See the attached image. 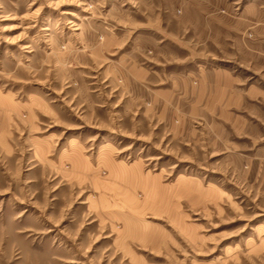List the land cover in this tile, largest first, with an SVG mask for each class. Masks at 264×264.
I'll list each match as a JSON object with an SVG mask.
<instances>
[{"label": "rangeland", "instance_id": "1", "mask_svg": "<svg viewBox=\"0 0 264 264\" xmlns=\"http://www.w3.org/2000/svg\"><path fill=\"white\" fill-rule=\"evenodd\" d=\"M0 264H264V0H0Z\"/></svg>", "mask_w": 264, "mask_h": 264}, {"label": "crops", "instance_id": "2", "mask_svg": "<svg viewBox=\"0 0 264 264\" xmlns=\"http://www.w3.org/2000/svg\"><path fill=\"white\" fill-rule=\"evenodd\" d=\"M197 75L195 85L190 88L187 81L182 82L185 85L180 86L175 80H171L168 85L164 84L163 80L159 86L146 89V100L159 111L177 108L184 118L191 115L193 118L215 117L230 123V120L236 117V123L244 124L245 115H235L233 110H248L247 105L251 97L249 90L239 87L235 89L236 78L229 72L221 73L219 70L208 69L200 71ZM180 101H184L186 109H178L175 106Z\"/></svg>", "mask_w": 264, "mask_h": 264}, {"label": "bare ground", "instance_id": "3", "mask_svg": "<svg viewBox=\"0 0 264 264\" xmlns=\"http://www.w3.org/2000/svg\"><path fill=\"white\" fill-rule=\"evenodd\" d=\"M45 28V27H44Z\"/></svg>", "mask_w": 264, "mask_h": 264}]
</instances>
